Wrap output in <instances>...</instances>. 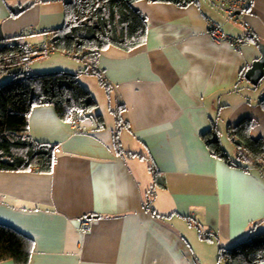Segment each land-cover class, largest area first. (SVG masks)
<instances>
[{
  "label": "crops",
  "instance_id": "0c3cea01",
  "mask_svg": "<svg viewBox=\"0 0 264 264\" xmlns=\"http://www.w3.org/2000/svg\"><path fill=\"white\" fill-rule=\"evenodd\" d=\"M244 1L240 22L218 0L134 2L148 18L145 43L111 46L97 65L130 124L119 137L117 120L112 130L82 120L78 130L52 104L33 109L30 133L55 145L53 171L0 170V223L33 239L30 264H219L223 249L264 231V179L216 157L203 140L217 125L236 159L224 135L247 118L264 139V77L257 85L246 79L263 56L264 0ZM242 20L251 36L241 45L209 38L210 22L244 37ZM65 21V0H0V46L20 39L45 48ZM48 57L51 68L30 61L27 69L79 73L88 65L57 51ZM152 164L166 178V188L155 187V212L147 206Z\"/></svg>",
  "mask_w": 264,
  "mask_h": 264
},
{
  "label": "trees",
  "instance_id": "16d2710c",
  "mask_svg": "<svg viewBox=\"0 0 264 264\" xmlns=\"http://www.w3.org/2000/svg\"><path fill=\"white\" fill-rule=\"evenodd\" d=\"M136 1L138 0H65V24L50 31V44L54 51L87 61V67L79 73L29 71L26 64L33 59L23 62L22 57L36 53V48L20 39L6 41L0 46V77L8 74L11 68H22V72L9 74L10 81L0 84V170L53 171L56 147L32 137L29 116L36 106L52 104L61 118L70 120L71 113L77 111L82 122L84 116L98 106L91 91L78 77L82 73L96 75L102 86L110 90L97 67L101 52L111 46L131 51L147 39L148 18L134 7ZM149 1L185 7L197 0ZM260 104L264 108V97ZM123 109L124 106H121L117 111L116 137L130 126L122 117ZM96 121L99 128L105 127L103 116L97 115ZM254 127L255 123L249 118L229 127L228 137L236 147V159H232L225 150L222 133L217 125L203 134V140L216 157L245 171L256 172L264 179V139L253 136ZM116 143L120 146L119 142ZM151 171L154 186L150 189L147 206L155 212L152 205L156 195L155 187L166 188V178L155 164L151 165ZM33 249V239L0 223V261L13 260L15 264H30ZM262 261L264 231L239 241L229 249H223L219 257V264H259Z\"/></svg>",
  "mask_w": 264,
  "mask_h": 264
},
{
  "label": "rangeland",
  "instance_id": "374dc122",
  "mask_svg": "<svg viewBox=\"0 0 264 264\" xmlns=\"http://www.w3.org/2000/svg\"><path fill=\"white\" fill-rule=\"evenodd\" d=\"M35 40H36L35 38H29L28 42H33ZM32 55H31V57H32ZM34 56L35 55H33V57ZM48 56H50V55H48ZM48 56L45 57V59L32 60L31 64H34L36 66H41V67L43 65H49L46 68H51V66H52L51 62H50L51 58L49 59ZM41 57H43V56H41ZM35 59H39V57H35ZM73 61H75V60L73 59ZM25 70H27V69L25 68ZM50 72H54V71H50ZM10 78L11 77L9 74H5V75L1 76L0 77V84L7 82V81H10ZM80 80L83 83L81 81L80 82L88 90L91 91L93 97L95 98V100L98 103V106L92 112L85 115L83 120L91 119L92 117L97 119V115H101L105 119L108 130L114 129L116 127L117 111H118L115 92L113 90H107L104 86H102V84L100 83V79L96 75L89 74L87 78L84 76H81ZM224 136H225L224 142H225L226 147L230 150V152H231L230 154H232L233 156H236V151H233V150H236V147L234 146V144L232 143L230 138L227 136V134H225ZM144 163H145L144 164V170L146 172L143 176V184L150 185L152 182V174L149 170V161L146 160Z\"/></svg>",
  "mask_w": 264,
  "mask_h": 264
},
{
  "label": "built area",
  "instance_id": "2783aa9c",
  "mask_svg": "<svg viewBox=\"0 0 264 264\" xmlns=\"http://www.w3.org/2000/svg\"><path fill=\"white\" fill-rule=\"evenodd\" d=\"M220 3H222L225 6V10L228 12L230 18L236 20V21H241L239 13L244 11L245 9V1L244 0H218ZM242 23L244 25V28L247 29L244 37L238 38L230 33H226L223 31L222 27L214 22H210V31H209V38L211 39L212 42L221 44V43H232L235 45H241L242 43L245 42L246 39H248L251 34L249 31L250 28V23L247 20H242ZM42 48V51L40 49ZM37 52L34 53L35 55L33 57L31 56H23L22 61L23 62H28L31 59H35V57H41L45 55H50L54 53L55 51L52 49L51 45H47L45 48L42 46H37L36 47ZM71 118L70 122L73 127L77 128L78 130H83V125L81 120L79 119L78 112L73 111L71 113ZM82 227L85 230H90L92 226V222L90 219L85 218L83 219L81 223Z\"/></svg>",
  "mask_w": 264,
  "mask_h": 264
},
{
  "label": "water",
  "instance_id": "95a60500",
  "mask_svg": "<svg viewBox=\"0 0 264 264\" xmlns=\"http://www.w3.org/2000/svg\"><path fill=\"white\" fill-rule=\"evenodd\" d=\"M16 6L18 7L19 5ZM24 8L25 5L21 7V10ZM14 13L17 14L18 11H15ZM4 39H5V35L2 29V24H0V41ZM262 51H263V56L259 60H256L253 63V66L246 73V79L249 80L254 85H257L259 81L264 77V48L262 49ZM19 72H22L21 67H14L8 70V74H15Z\"/></svg>",
  "mask_w": 264,
  "mask_h": 264
}]
</instances>
